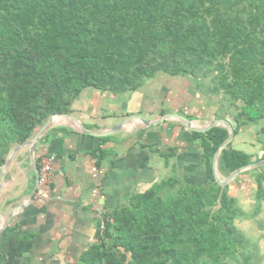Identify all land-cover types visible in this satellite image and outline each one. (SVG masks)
Instances as JSON below:
<instances>
[{"label":"trees","instance_id":"obj_1","mask_svg":"<svg viewBox=\"0 0 264 264\" xmlns=\"http://www.w3.org/2000/svg\"><path fill=\"white\" fill-rule=\"evenodd\" d=\"M158 73L194 77L202 90L211 76L206 90L221 92L234 133L258 124L264 119V0H0V166L51 115L71 113L85 88L136 91ZM228 137L222 126L192 132L207 185L173 172L133 194L128 205L105 215L83 264H235L244 246L234 224L240 209L212 171ZM99 152L101 160L105 151ZM173 154L162 155L166 166ZM250 161L229 143L218 170L229 176ZM254 170L257 213L264 166ZM17 246L19 254L29 251L30 238L22 236Z\"/></svg>","mask_w":264,"mask_h":264},{"label":"crops","instance_id":"obj_2","mask_svg":"<svg viewBox=\"0 0 264 264\" xmlns=\"http://www.w3.org/2000/svg\"><path fill=\"white\" fill-rule=\"evenodd\" d=\"M201 90L194 77L168 79L158 73L136 91L113 94L85 88L70 114L92 132L109 129L131 115L153 121L178 113L197 126L212 119H233L229 112L218 117L217 97ZM192 132L176 119L155 125L137 120L123 125L118 133L95 137L82 133L70 119L57 118L37 143L34 162L30 148L24 146L0 170V264H83L82 254L96 242L100 213L105 218L126 205L133 194L173 172L192 184L207 185L203 150ZM230 143L250 155V163L261 159L264 119L241 126ZM100 149L105 151L101 160ZM171 150L174 154L166 166L162 155ZM45 155L55 157L52 181L38 186L36 168ZM249 170L229 184L228 193L240 197L245 207L257 209L251 194L257 187L255 172L244 173ZM261 221L260 226L264 225V202L256 219L248 222L258 228ZM22 236H28L32 246L19 254L16 249ZM259 244L264 247V238Z\"/></svg>","mask_w":264,"mask_h":264},{"label":"water","instance_id":"obj_3","mask_svg":"<svg viewBox=\"0 0 264 264\" xmlns=\"http://www.w3.org/2000/svg\"><path fill=\"white\" fill-rule=\"evenodd\" d=\"M57 118L70 119L80 129V131L82 133L90 134V135H93L95 137H106V136L118 133L120 130H122L123 125H125L126 123L137 121V120L142 121L144 124L150 123V125H155V124H159L163 121H166L168 119H176V120L180 121L181 123H183L190 131H194V132H206V131H208L211 128L216 127V126L225 127L229 132V137L227 138V140H225L217 148L215 155L213 157V165H212L215 181L218 185H220L222 187L230 184V182H232L241 172L249 170V169H255V168H259L261 166H264V158H261L257 161H254V162L248 163L246 165H243L241 167H238L237 169L232 171L231 174L227 177L221 178L218 176V174H217L218 173L217 172L218 171L217 161H218L219 154H220L221 150H223L224 148H226L228 146V144L231 142V140L234 137V129L236 127V122L233 119H225V120L212 119L209 123H207L205 125L197 126V125H194L192 120H190L186 116L178 114V113L163 114L158 119L153 120V121H149L141 115H131V116L126 117L121 122L112 126L109 129H106L103 131L92 132V131H88V129L77 118H75L72 114L64 113V114H53V115H51L45 121V123L38 129V131L35 133V135L31 139L27 140L24 143L17 144L14 148H12L11 151L8 153L6 160L0 166V170L3 171L8 166L11 158L16 154V152L21 147H24V146H28L30 148V156H31L32 161L34 162V151H35V147H36L37 143L42 138V136L46 133V131L52 126V124L54 123V121ZM36 171H37V180H38L39 169L36 168Z\"/></svg>","mask_w":264,"mask_h":264},{"label":"rangeland","instance_id":"obj_4","mask_svg":"<svg viewBox=\"0 0 264 264\" xmlns=\"http://www.w3.org/2000/svg\"><path fill=\"white\" fill-rule=\"evenodd\" d=\"M213 75H215V72ZM166 76H168V75H166ZM168 79H170V76H168ZM210 80H211V76H209L207 79H204L203 81H201L202 83L205 84L204 89L201 91L206 92L207 91L206 88H208V87H210V85H212L210 83ZM207 94H208V91H207ZM211 96L217 97L216 106H218L219 110H221L222 116H224V113L229 112L230 109L227 107V103L225 102L224 104H221V96H222L221 92L218 95H211ZM240 103H241L240 101H237L235 104L239 105ZM261 167H263V166H261ZM250 171H254L256 174L255 170H249V171L244 172V173L247 174V173H250ZM217 172H218L217 174L219 177H221V178L227 177V176L222 175L219 172V170ZM179 176L182 177L181 175H179ZM234 182H235V180L230 182V184H233ZM228 186H229V184H228ZM255 192H256V189L254 192L251 193L252 196L254 194V197H255ZM235 199H236V205L240 209V214L235 219L234 224L236 225L240 234L242 235V239L244 242L243 248L239 249V251L237 252L238 256H237V261L235 264H244L242 262L244 260V257H246V256H248V261L245 264H261V261H260V256L262 254L261 250L262 249L264 250V247H260L259 241H260V238H264V232H263L264 231V225L260 226L263 223V221H261L259 223L257 222L258 228L254 227L253 225H250V222H248V221H250L251 219H256V216L258 214V212L255 213L254 209H256V208H250L249 209L247 206L245 207L244 204H242L239 201L240 197L239 198L235 197ZM129 201H128V203H129ZM128 203L126 205H128ZM126 205H123V206H126ZM259 230H261V232H263V233L260 232L261 234H259Z\"/></svg>","mask_w":264,"mask_h":264},{"label":"built area","instance_id":"obj_5","mask_svg":"<svg viewBox=\"0 0 264 264\" xmlns=\"http://www.w3.org/2000/svg\"><path fill=\"white\" fill-rule=\"evenodd\" d=\"M55 160L53 155L42 156L39 161V171L37 185H45L52 181V165ZM105 229L104 214L100 213L99 216V231L102 233Z\"/></svg>","mask_w":264,"mask_h":264}]
</instances>
